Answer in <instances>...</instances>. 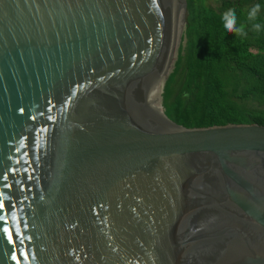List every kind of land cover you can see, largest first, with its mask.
I'll list each match as a JSON object with an SVG mask.
<instances>
[{
    "label": "water",
    "instance_id": "water-1",
    "mask_svg": "<svg viewBox=\"0 0 264 264\" xmlns=\"http://www.w3.org/2000/svg\"><path fill=\"white\" fill-rule=\"evenodd\" d=\"M195 0H0V264H264V125L194 128Z\"/></svg>",
    "mask_w": 264,
    "mask_h": 264
},
{
    "label": "trees",
    "instance_id": "trees-1",
    "mask_svg": "<svg viewBox=\"0 0 264 264\" xmlns=\"http://www.w3.org/2000/svg\"><path fill=\"white\" fill-rule=\"evenodd\" d=\"M206 66L194 128L264 125V0H195Z\"/></svg>",
    "mask_w": 264,
    "mask_h": 264
},
{
    "label": "rangeland",
    "instance_id": "rangeland-1",
    "mask_svg": "<svg viewBox=\"0 0 264 264\" xmlns=\"http://www.w3.org/2000/svg\"><path fill=\"white\" fill-rule=\"evenodd\" d=\"M206 4L216 5L218 4V0H203Z\"/></svg>",
    "mask_w": 264,
    "mask_h": 264
}]
</instances>
